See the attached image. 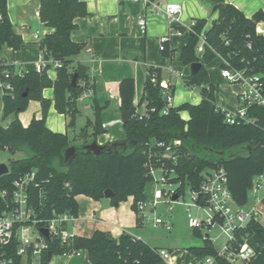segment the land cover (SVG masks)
<instances>
[{
	"label": "trees",
	"instance_id": "obj_1",
	"mask_svg": "<svg viewBox=\"0 0 264 264\" xmlns=\"http://www.w3.org/2000/svg\"><path fill=\"white\" fill-rule=\"evenodd\" d=\"M202 1L217 6V19L208 28L206 20H193L192 33L179 58L185 66L201 63L200 69L190 76L188 83L190 87L199 88L200 103L168 106L167 114H162L168 105L167 100L163 99L164 94L172 97L174 89L168 87L162 95L161 71L150 67L141 99L135 107L134 80L124 78L118 83L119 109L120 112L135 111L131 119L122 125L125 139L121 143L126 148L120 146L121 143L116 146L107 144L108 150L97 156L79 149L103 133L100 115L107 104L99 105L92 97L94 121L90 138L87 140L84 137L82 144L75 147L74 156L66 162L64 152L71 146L70 141L66 134L54 133L46 128L45 118L50 101L42 96V91L52 89L54 110L65 116L67 128L74 127L78 99L87 91L93 93L94 88L87 68L81 64L73 65L72 62V58L85 48L84 44L70 39V33L77 28L74 19L85 17L87 10L86 4L80 0H39L38 19L52 32L44 36L38 47L44 62L51 59L56 63V78L51 80L47 76L49 66H45L41 72L30 71L22 77L14 76L10 80L13 97H0V121L11 117L7 125H0V151L22 154L20 159L9 160L8 173L0 177V190L9 189L14 179L36 170L39 182H47L40 185L45 192L43 198L39 197V189L35 190L34 204L37 209H43L47 218L51 217L52 212L76 218L77 196L100 201L108 189L113 194L111 206L116 207L131 197L134 211L137 202L149 197L150 181L143 168L144 144L152 138L163 141L180 138L185 154L179 166L181 177H187L196 188L203 170L220 166L227 174L228 189L234 203L240 207L246 205L247 191L251 189L253 178L264 173V108L252 106L247 110L248 117L255 119L254 124H226L223 112L215 104L218 88L210 82L204 65L219 57L233 69L260 75L264 84V36L256 33V25L264 22V11L259 10L248 19L237 8L226 4L225 0ZM0 12L4 15L0 23V45L18 51L23 41L7 18L6 0H0ZM202 31L206 44L199 58L195 48ZM160 52L162 56L172 58L175 50L166 42ZM225 67L223 62L221 68ZM74 75L76 79L73 85ZM30 101L40 103L41 117L32 119L24 127L17 116ZM142 105L145 112L140 115L136 110ZM181 111L188 113L187 122L180 118ZM79 136H88L85 128ZM3 207L0 200V212ZM136 223L141 226L138 219ZM63 227L65 224L60 228ZM193 234L202 238L198 231L193 230ZM239 234V243H242L243 236L256 235L260 239L262 247L258 252L264 260V228L261 224L251 219ZM47 241L46 252L52 256L86 251L90 264L163 263L160 248L126 233L114 239L108 232L96 230L89 237L72 236L65 243L59 237ZM187 251L198 260L216 257L217 254L208 238L202 240V246L190 247ZM46 252L41 256L40 264H48ZM219 264L227 263L219 260Z\"/></svg>",
	"mask_w": 264,
	"mask_h": 264
},
{
	"label": "crops",
	"instance_id": "obj_2",
	"mask_svg": "<svg viewBox=\"0 0 264 264\" xmlns=\"http://www.w3.org/2000/svg\"><path fill=\"white\" fill-rule=\"evenodd\" d=\"M80 1L86 4L87 15L74 19V24H76L77 28L70 33V39L75 43L84 44L85 48L72 58V62L73 65L81 64L87 68L88 76L94 88L93 93L90 91L78 99V115L81 116L91 110L92 97L95 98L99 105L107 104L106 109L101 112V118L103 120L102 124L109 125L106 128H102L104 133L98 135L95 140L100 145L121 143L125 139V133L120 122L121 112L118 97V83L120 80L133 78V105L135 107L141 99L147 69L150 67L160 69L161 83L167 88L173 87L175 89V85L172 84L173 76L184 80V86L191 88L188 85L191 76L189 66H186V68L182 67L179 60L180 51L187 44L189 34L184 30L183 35L180 37L171 34L169 43L175 50L172 58L162 56L159 50V39L169 32L167 20L155 17L156 15H162L160 9L163 5L174 2L179 3L182 7L178 15V21L173 26L174 29H181L182 26L187 25L189 21L195 19L206 20V28H208L211 22L217 19L218 14L216 10L212 11L213 6L202 0ZM225 3L237 8L248 19L257 11H264V0H225ZM24 7L26 11L24 10L22 13L28 17H30L29 13L33 10L32 16L35 20V28L43 38L46 34L52 32V29L44 26L38 19L39 0H36L34 7L32 4H26ZM7 8L6 0V13L10 22ZM143 15L146 20L144 31L140 30L137 24ZM21 23H23L19 27L21 32H17L10 22L14 32L21 36L23 44L26 46L25 53L26 51L30 53L34 51V57L31 55L30 57L24 56V52L20 48L17 51L18 56L16 59L8 61L6 57L4 58L9 64L18 68L20 67L26 72L37 71V66L42 61L41 53L38 45L32 39L33 32L30 30L29 23L26 20L21 21ZM23 26H26L28 29L22 28ZM256 33L264 36V22H259L256 25ZM8 50L11 49L8 48ZM11 53L14 56V51L11 50ZM217 58L219 59V68L221 69L223 60L219 57ZM45 66H49L46 72L47 76L51 80H54L56 78V63L50 59L44 62L43 68ZM165 72L168 73L167 76H165ZM236 86H238V89L233 92L232 99H219L215 94V104L218 108L235 110L240 106L238 95L241 92V87L239 85ZM42 96L50 101L49 108L56 113L53 108L52 89H44ZM191 99V101L174 104L171 97L170 107H178L186 103L198 105L201 101L199 92L196 97H192ZM28 107L30 108L28 114L22 112L17 116L24 127L28 126L32 118L40 119L41 117V106L38 102L30 101ZM136 111L140 115H143L145 106L142 105ZM179 116L184 122L189 120V115L186 111L179 112ZM66 124L67 120L62 114H58V127L49 121L47 123V120L45 121V126L50 131L66 134L71 146L76 147L81 145L85 138L77 136L73 131V127L67 128ZM86 133L88 136L91 135L92 127L90 131L86 130ZM124 145V143L120 144V146ZM263 199L264 196L261 201ZM75 200L78 205V214L74 223L68 224L66 227L72 236L89 237L94 231L100 230L108 232L114 239H118L123 233H126L146 242L144 239L146 237H144L142 230L139 229L143 226L139 227L137 225L136 216L129 201L119 203L116 207L111 206L110 203L107 208L103 209L99 201H94L83 195L77 196ZM249 210H252L255 218L256 216L259 218L260 212L256 208V205L247 211ZM261 219L262 223H264L263 216ZM160 249L168 254L161 264H196L199 261L197 257L187 251L188 248L186 250ZM49 264H90V262L87 252L79 251L78 255L70 253L51 256Z\"/></svg>",
	"mask_w": 264,
	"mask_h": 264
},
{
	"label": "built area",
	"instance_id": "obj_3",
	"mask_svg": "<svg viewBox=\"0 0 264 264\" xmlns=\"http://www.w3.org/2000/svg\"><path fill=\"white\" fill-rule=\"evenodd\" d=\"M181 9V5L174 2L165 3L160 9L169 26L168 34L159 39L160 51L163 50L164 43L169 42L171 34L180 37L184 31L188 34L192 33L194 21L182 26L181 29L184 31L173 28ZM3 19L4 15L0 12V23ZM137 24L140 30H145L144 15ZM22 28L28 29L26 26ZM32 39L39 45L43 37L39 31H35L32 33ZM205 44L202 31L198 35L195 48L199 58L204 52ZM4 46L0 45V97L12 98L11 78L22 77L26 71L5 60L1 54ZM223 62L226 67L220 69L221 78L227 83L241 87L238 95L240 106L235 110L221 109L224 121L229 125L254 124L255 119L248 117L247 110L252 106L264 108V84L261 77L247 70L233 69L225 61ZM43 66L44 60L37 66V72H41ZM160 86L163 95L167 87L162 83ZM164 96L168 105L162 114H167L171 97L166 93ZM107 125L109 124H102L101 127L106 128ZM184 155L183 141L180 138L167 141L152 138L144 144L143 168L152 189L148 198L135 205L136 219L142 226L151 223L153 227L169 232L172 229L171 215L174 206H181L184 208L188 226L198 231L202 240L208 238L215 246L214 240L221 239L220 246H215L216 257H205L196 264H219V260L227 264H249L256 250L247 244L250 237H241L242 243H239L238 236L251 219L257 221V218L252 210L247 211L234 203L228 189L227 174L220 166L203 170L198 186L193 188L189 179L182 178L179 172L180 161ZM45 182L47 180L40 183L37 171L32 170L14 179L9 189L0 190V200L4 204L0 212V264H40L41 256L48 249V239L59 237L60 241L65 243L72 237L66 227L74 223L76 219L74 216L52 212L51 217L47 218L43 209H37L34 204V192L39 189V197L43 198L45 192L40 185ZM262 189H264V173L255 176L251 184L254 194ZM62 224H65V227L60 228ZM261 226L264 228V223ZM213 228L218 230V235L210 238L209 233ZM43 229L47 231V236L41 233ZM71 254L78 255L79 251ZM160 255L163 259L168 256L164 251H161Z\"/></svg>",
	"mask_w": 264,
	"mask_h": 264
},
{
	"label": "rangeland",
	"instance_id": "obj_4",
	"mask_svg": "<svg viewBox=\"0 0 264 264\" xmlns=\"http://www.w3.org/2000/svg\"><path fill=\"white\" fill-rule=\"evenodd\" d=\"M26 4L34 7L36 4V0H7V11L8 16L10 19V22L14 29L17 32L20 31V26L23 24L21 21L26 20L29 24L31 32L37 31L35 28V20L33 19V10L29 13V16L23 15V11H26V8L24 7ZM156 18H161L163 20H166L163 15H156ZM26 46L24 44L21 46L22 52H24V56L34 57V51L29 52L26 51ZM14 56L11 53V50H8L7 46L3 47V50L1 51V54L7 58V60H13L17 58V51H14ZM198 56V55H197ZM199 57V56H198ZM181 63V62H180ZM181 66L186 68L185 65L181 63ZM208 78L210 82H212L215 86H217V98H229L232 99L233 92L237 91L238 86L234 84L227 83L224 79H222L219 75V59L215 58L212 61H210L208 64L204 65ZM168 73L165 72V76H167ZM172 84L175 85V89L172 95V100L174 104L181 103L183 101H191L192 97H196L199 92L198 87H185L184 86V80L175 78V76L172 77ZM36 102V101H35ZM39 103V102H38ZM40 104V103H39ZM91 105H92V99H91ZM25 114H28L30 112V108L27 107L23 111ZM22 113V112H21ZM184 116V115H183ZM34 119V118H32ZM31 119V120H32ZM11 120V117H8L4 121H0V125L5 126L7 125ZM47 120L51 122L53 125L58 127V113L54 112L52 109L48 108L45 121ZM101 122L103 121L100 115ZM94 121V114H93V107L90 111L86 112L83 115H77L75 118V125L73 127V131L77 136L80 134L81 130L85 128L87 131L91 130L92 123ZM87 124V125H86ZM90 129V130H89ZM104 133V132H103ZM85 137L87 140H89V136H81ZM22 158V154L16 153V154H10L7 151H0V163L5 164L8 167L9 160L13 159H20ZM152 189L151 184L149 185L148 193L150 194ZM264 196V189L256 192V194H253L252 190L249 189L247 191V202L244 206V209L248 210L254 205H256V208L259 210V212L264 217V202L261 201L262 197ZM130 202L131 208H132V198L128 197L123 202ZM122 203V202H120ZM191 212L194 213V210L191 209ZM259 215L261 216V214ZM259 218L256 216L258 223H262V216ZM171 222H172V229L171 231L167 232L161 228L153 227L151 223L145 224L142 228H139L142 230V233L144 234V238L146 240V243L151 245L152 247L162 248V249H173V250H186L189 247H198L202 244V239L199 237H196L192 234V229L188 226L187 218L184 212V208L181 206H174V211L171 215ZM205 234V232H203ZM210 238H214L218 235V230L216 228H213L210 233ZM215 246L219 247L221 244V239L214 240ZM247 244L254 250H256L255 256L251 259L249 264H264V260L261 256V254L258 252V249L262 247V243L260 239L253 235L249 238ZM50 263V260L48 264Z\"/></svg>",
	"mask_w": 264,
	"mask_h": 264
},
{
	"label": "water",
	"instance_id": "obj_5",
	"mask_svg": "<svg viewBox=\"0 0 264 264\" xmlns=\"http://www.w3.org/2000/svg\"><path fill=\"white\" fill-rule=\"evenodd\" d=\"M216 9H217V6H213L212 11H215ZM200 67H201V63H198V62L189 65L190 74L191 75L196 74L197 71L200 69ZM75 79H76V75H74L73 79H72L73 85H74ZM163 99H165V96L163 97ZM134 112L135 111L133 109L128 111V112H121L120 113L121 124L122 125L126 124L131 119V117L134 115ZM117 144L118 143H113L112 146H116ZM106 145H100L96 142V140H93L89 144L82 145L79 149L82 151H85L87 153H91V154H93V156H97L100 153H102L103 151L108 150ZM75 151H76L75 147H73V146L68 147L64 152V160L66 162L69 161L74 156ZM7 173H8V167L5 164L0 163V177L3 175H6ZM112 195L113 194H112L111 190L108 189L105 191L104 198L99 201V203L103 209L107 208L110 205V198L112 197ZM173 199H175V196L173 197ZM41 233L44 236H47V231L45 229L41 230ZM46 256H47V259L50 260L52 254L50 252H47Z\"/></svg>",
	"mask_w": 264,
	"mask_h": 264
}]
</instances>
